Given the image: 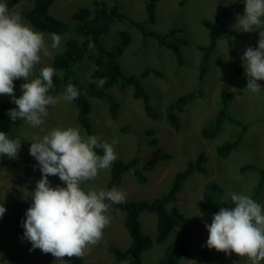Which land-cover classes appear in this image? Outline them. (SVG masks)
I'll list each match as a JSON object with an SVG mask.
<instances>
[{
	"label": "rangeland",
	"instance_id": "1",
	"mask_svg": "<svg viewBox=\"0 0 264 264\" xmlns=\"http://www.w3.org/2000/svg\"><path fill=\"white\" fill-rule=\"evenodd\" d=\"M4 1L0 0V2ZM107 1L111 5L116 0ZM91 2V0H54L50 6V13L62 20H69L75 10L80 6L91 5ZM117 2L130 19L144 24L143 28L147 34L135 24L114 21L110 30L102 36L103 44L111 47L119 42L121 30L129 31L131 41L118 57V61L126 75L139 74L148 67L152 70L150 75L142 79V83L150 95L152 109L157 115L151 118L146 114L143 101L135 97L134 86L130 84H126L124 89L113 86L107 90L116 98L119 105L116 119L111 116L104 97L87 94L90 100L89 116L96 135L109 143L113 139L118 141L114 145L118 159L127 160L137 154L140 155L141 160L136 167L147 176V180H138L134 174L135 168L132 167L124 172L119 189L127 193L126 199L129 200L154 199L167 192L178 170L185 168L188 161L196 159L201 151L206 152L208 171L192 173L179 191L178 200L167 205L168 208L176 205L187 216L200 218L192 228L190 247L181 264H234V256L237 257L239 264H250L247 257H240L235 253L228 255L215 250L209 255L202 254L209 235L205 224L211 223L214 214L201 213L197 206L206 183L213 180L223 186L224 199H229V194L236 192L249 195L264 207V186L260 191L258 190L259 173L256 170L241 169L247 163H254L264 168V80L257 81L261 90L252 93L246 88L248 78L242 59L240 73L229 68V63L235 59L234 51H240L239 55L242 58L247 47H258L259 29L248 35L232 34L233 31L239 32L234 25L238 16L244 14L245 0H157L153 21L147 19L148 0H117ZM32 6V0H20L8 9L10 13L20 14L23 23L43 33L45 42L52 52L51 58L41 54V63L33 70L35 76L36 70L49 63L63 48V40L67 34L55 33L61 39L65 38L62 39L59 48L52 49L53 33L37 29L25 16L26 11ZM206 21H212L213 26L219 25L221 30H218L217 43L209 58L207 73L201 80L203 95L177 112L181 121V127L177 130L167 120L166 112L178 96L195 89L201 83L199 75L203 51L199 47L205 48L210 44L213 32L212 25H207ZM149 31L158 32L160 36L166 37V41L186 39V43L179 45L178 51L185 63L180 64L171 48L159 45L158 40L151 37ZM89 63L87 59L82 58L76 64V77L80 82H86L84 78L91 71L92 66L90 69L84 66L85 64L88 66ZM26 82L24 80L20 84L14 83V92L21 90V85ZM64 90L60 88L53 96L61 97ZM224 91L231 92L230 113L250 125L243 134L240 144L228 156L219 157L217 147L226 139L236 138L241 133L239 126L225 122L214 138L207 139L201 134L207 120L217 113L220 103L219 94ZM9 98L8 95H0V100ZM77 118L76 104L73 101L69 103L60 99L56 105L48 106V115L43 118L44 122L38 128L33 129L24 121L17 122V133L21 139V148L17 157L12 159L0 155V196L6 205V212L0 219V264H65L64 261L56 260L50 253L45 254L40 249L30 251L32 247L26 243L22 232L14 227V209H16L14 205L19 208L22 226L26 219V210L33 202L32 192L37 181L42 178L40 165L29 152L32 141L25 140L24 135L31 137L36 133L42 137L52 128L75 127L79 129L82 137L86 138V130ZM124 128L138 130L144 134L138 139L129 131H124ZM151 129L154 132L148 135ZM154 136L158 139L157 147L172 153V158L160 159L151 166L150 161L144 163L142 158L154 148L151 146ZM110 171L111 168L100 170L94 180L81 184L82 189L85 191L105 189L110 179ZM48 179L52 187L66 186L58 176H49ZM156 219V213L149 211L141 213L143 230L153 236L156 233ZM174 234L175 232H172L162 244L153 243L145 250L142 254L144 264H159V259ZM130 243L131 238L124 225L122 210L103 230L101 242L90 247L82 261L89 264H130L127 259L117 260L112 252L114 248L124 249ZM260 264H264V261Z\"/></svg>",
	"mask_w": 264,
	"mask_h": 264
},
{
	"label": "clouds",
	"instance_id": "2",
	"mask_svg": "<svg viewBox=\"0 0 264 264\" xmlns=\"http://www.w3.org/2000/svg\"><path fill=\"white\" fill-rule=\"evenodd\" d=\"M262 18L264 0H245L244 14L238 16L234 25L243 33L260 30L258 47H247L242 57L248 78L246 88L252 93L261 90L257 81L264 80ZM51 40L52 49L60 47L59 35L53 33ZM41 54L52 57L43 33L23 23L20 14L10 13L7 4L0 2V95L12 97L16 105L8 111L11 120L24 121L33 129L43 124L48 106L56 105L60 99L71 103L80 94L71 83L61 97L48 94L54 87L53 76L62 73L47 65L34 76L33 70L41 63ZM92 71H98L95 65ZM20 78L27 82L21 85L22 95L17 98L14 80ZM89 82L102 87L107 80L92 78L89 73ZM24 139L32 141L29 152L42 173L22 223L24 239L31 243L30 251L40 249L61 262L66 257L82 259L90 247L103 239V230L111 223L112 206L126 202L127 193L116 187L87 191L81 188L83 182L94 180L100 170L109 169L117 160L114 145L118 141L113 139L109 143L97 135L84 138L75 127L52 128L42 137L36 133L31 137L25 134ZM20 148V138H9L0 131V155L15 159ZM96 149H101L103 154L98 155ZM49 176H58L66 186L52 187ZM229 195L234 207H221L211 223L205 224L209 233L206 246L228 255L247 257L250 264H260L264 261V207L249 195L236 192ZM5 212L6 208L0 205V217Z\"/></svg>",
	"mask_w": 264,
	"mask_h": 264
},
{
	"label": "trees",
	"instance_id": "3",
	"mask_svg": "<svg viewBox=\"0 0 264 264\" xmlns=\"http://www.w3.org/2000/svg\"><path fill=\"white\" fill-rule=\"evenodd\" d=\"M20 0H5L8 8L13 7ZM54 0H32L33 6L28 9L25 16L29 21L39 30L47 31L50 33H65L67 37H63V48L59 50L52 58V60L44 66H53L58 73L62 75L53 76L54 87L49 90V95L57 94L61 89H65L66 86L71 83L79 91V97L73 102L78 107V122L84 126L87 136L96 135L92 128V122L89 116L90 113V100L87 94H92L97 97H104L108 103L111 116L116 119L118 117V102L107 90L113 86L124 89L126 84L134 86V95L136 98H141L144 103V111L151 118L157 117L156 112L152 109L153 106L150 102V95L142 83V79L151 74V69L145 68L139 74L126 75L123 73L118 61V57L122 54L124 48L130 43L131 35L127 29L120 31V39L118 43L113 44L111 47H107L103 44L102 36L105 32L110 30L114 21H124L129 24H135L138 28H141L144 34H147L143 28L142 22H135L130 19L125 12L120 9V4L116 1L113 4H109L107 0H91V5L80 6L75 10L69 20H62L53 16L50 13V6ZM157 0H148L147 2V19L153 21ZM208 20V19H207ZM212 21H206L207 25H212ZM212 40L210 44L203 48L199 47L203 51L201 60V73L199 75L200 82L205 77L208 70V62L212 52L215 49L217 43L218 30L221 27L213 26ZM151 37L158 40L159 45L167 46L171 48L172 52L180 64H184L185 60L181 54L178 53L179 45L186 43V39L179 38L176 40L166 41V37L160 36L158 32L149 31ZM232 34H245L243 32L233 31ZM245 35H248L246 33ZM61 39V41H62ZM173 41V42H172ZM175 41V42H174ZM239 51H234L235 59L229 63V68L233 69L237 73L242 70L241 56ZM85 56V57H84ZM87 59L90 63L86 69H90L93 65L96 66L98 71H91L86 74L85 83L80 82L76 77V64L81 59ZM92 62V64H91ZM41 67V68H42ZM40 69V68H39ZM39 69L36 70V75L39 73ZM89 73L92 78H106L107 82L98 87L95 83L89 82ZM24 80L22 78L14 80V83L20 84ZM22 95V90H16L15 96L18 98ZM203 95L202 82L195 89H191L184 94L178 96L174 102L169 106V110L166 112V117L169 123L177 130L181 127V121L179 110L185 109V106L190 104L195 98H200ZM220 103L217 113L207 120L203 126L201 133L206 138H214L222 124L229 122L236 124L240 127L241 133L238 137L233 139H226L220 144L216 151L219 156L226 157L231 151L240 144L243 134L249 127L250 123L242 122L235 118L229 111L231 92L224 91L220 94ZM219 101V96H218ZM16 108V105L12 101V97L5 100H0V131L5 132L9 138H20L17 133V122L12 121L8 111L9 109ZM124 131H127L124 128ZM154 131L151 129L148 135H151ZM152 153L154 157L151 161V166L155 165L160 159L172 158V153L166 152L163 148L157 147L158 139L156 136L151 141ZM98 155H102L101 149H96ZM141 160L140 155L137 154L131 159H118L112 164L110 171V179L105 190H110L113 187L120 188L122 185V179L124 172L129 171L132 167L135 168L134 174L138 180H147V176L137 168L136 165ZM208 155L206 152L201 151L196 159L188 161L185 168L178 170L176 176L166 193L155 197L151 200H129L126 199L125 203L113 205V211L111 213L112 219H115L120 211H124V225L127 228L131 243L124 249L114 248L112 252L117 260H129L130 264H144L142 254L153 243H163L175 232L173 238L167 244L162 256L159 259V264H181L184 256L187 254L190 247L191 231L196 222H199V216L189 217L183 213L176 205L168 208L167 205L175 202L178 197V193L181 190L184 182L194 173L207 172ZM254 169L260 173V181L258 190L264 186V168L254 164L247 163L243 166V170ZM82 188V187H81ZM224 192L223 186L215 181H208L204 187L202 197L198 199L197 206L201 213L215 214L219 212L221 207H234V203L231 199L226 200L222 198ZM257 195V193L255 194ZM6 208L0 196V205ZM16 204V203H15ZM14 227L22 232L24 236V229L21 226V214L17 205H14ZM149 211L156 213V233L155 236L146 233L143 230L141 222V213ZM1 219V217H0ZM26 240V239H25ZM31 247V243L26 240ZM215 249H209L206 245L202 249L203 255H209L213 253ZM124 254V255H123ZM234 264H239L236 256L233 257ZM65 264H89L82 261L81 258L73 257L71 259L65 258Z\"/></svg>",
	"mask_w": 264,
	"mask_h": 264
},
{
	"label": "water",
	"instance_id": "4",
	"mask_svg": "<svg viewBox=\"0 0 264 264\" xmlns=\"http://www.w3.org/2000/svg\"><path fill=\"white\" fill-rule=\"evenodd\" d=\"M127 131H129L130 133L134 134L138 139H140V137L142 136V134H144V132L138 131V130H134V129H128ZM146 133V131H145ZM154 154L153 153H149L145 156H143V161L144 163H148L150 161V157H152Z\"/></svg>",
	"mask_w": 264,
	"mask_h": 264
},
{
	"label": "crops",
	"instance_id": "5",
	"mask_svg": "<svg viewBox=\"0 0 264 264\" xmlns=\"http://www.w3.org/2000/svg\"><path fill=\"white\" fill-rule=\"evenodd\" d=\"M241 169L243 170V167H241ZM247 170H254V169H247ZM243 171H246V170H243ZM258 172V171H257ZM259 181H260V173H259ZM258 187H259V184H258ZM222 198H223V194H222ZM230 199V198H229ZM227 200V199H226Z\"/></svg>",
	"mask_w": 264,
	"mask_h": 264
},
{
	"label": "bare ground",
	"instance_id": "6",
	"mask_svg": "<svg viewBox=\"0 0 264 264\" xmlns=\"http://www.w3.org/2000/svg\"><path fill=\"white\" fill-rule=\"evenodd\" d=\"M19 9V8H18ZM56 17V16H55ZM102 135V134H101ZM153 158V157H152ZM124 255V254H123Z\"/></svg>",
	"mask_w": 264,
	"mask_h": 264
}]
</instances>
